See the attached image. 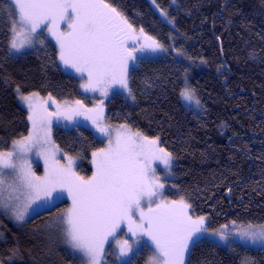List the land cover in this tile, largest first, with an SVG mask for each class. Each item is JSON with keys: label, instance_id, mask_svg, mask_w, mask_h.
Listing matches in <instances>:
<instances>
[{"label": "trees", "instance_id": "obj_1", "mask_svg": "<svg viewBox=\"0 0 264 264\" xmlns=\"http://www.w3.org/2000/svg\"><path fill=\"white\" fill-rule=\"evenodd\" d=\"M102 1L132 30L150 38L133 41L140 51L126 78L133 103L116 94L107 120L159 139L173 157L168 184L186 198L193 215L207 218L209 229L264 224V0ZM15 17L10 1L0 0L2 151L30 133L17 90L62 101L86 98L79 78L63 70L51 42L22 57L11 56ZM149 46L160 52L154 54ZM188 73L186 87L201 102V114L181 100ZM53 138L66 155L80 159L81 174H93L91 154L104 141L91 128L57 126ZM69 206L68 201L58 203L25 223L0 214V264H84L67 244ZM162 211L180 219L172 209ZM248 262L264 264V247H224L202 239L187 259V264ZM126 264H150V253L142 251Z\"/></svg>", "mask_w": 264, "mask_h": 264}, {"label": "rangeland", "instance_id": "obj_2", "mask_svg": "<svg viewBox=\"0 0 264 264\" xmlns=\"http://www.w3.org/2000/svg\"><path fill=\"white\" fill-rule=\"evenodd\" d=\"M9 1L16 14L11 56L22 57L51 42L63 70L79 78L86 98L85 102L62 101L16 91L18 102L28 112L30 133L10 149L0 150V214L25 223L68 201L67 244L84 264H110V259L112 264H126L142 251L150 253V264H187L192 246L202 239L224 247L233 243L254 250L264 247V224L228 223L209 229L207 218L193 215L186 198L168 184L173 177V157L159 139L107 120L109 103L116 94L133 103L126 80L140 52L133 41L150 38L132 30L102 0ZM149 47L154 54L160 52ZM188 78L189 73L182 103L201 114V102L186 87ZM57 126L91 128L104 141L91 154V176L81 174L80 159L66 155L55 143ZM15 192L24 199L18 210L12 202ZM162 209H172L180 219L165 215ZM156 241L165 245L160 247Z\"/></svg>", "mask_w": 264, "mask_h": 264}, {"label": "flooded vegetation", "instance_id": "obj_3", "mask_svg": "<svg viewBox=\"0 0 264 264\" xmlns=\"http://www.w3.org/2000/svg\"><path fill=\"white\" fill-rule=\"evenodd\" d=\"M17 186H20V182H18ZM17 196L15 195V197L12 198V202H13V208H19V206L22 204V201L24 200L23 199V196L22 194L20 195V192L17 193Z\"/></svg>", "mask_w": 264, "mask_h": 264}, {"label": "water", "instance_id": "obj_4", "mask_svg": "<svg viewBox=\"0 0 264 264\" xmlns=\"http://www.w3.org/2000/svg\"><path fill=\"white\" fill-rule=\"evenodd\" d=\"M227 196H228V197L230 196V192L227 193Z\"/></svg>", "mask_w": 264, "mask_h": 264}]
</instances>
